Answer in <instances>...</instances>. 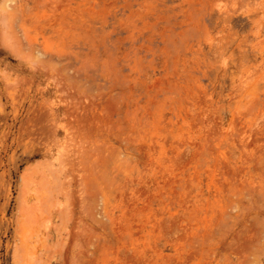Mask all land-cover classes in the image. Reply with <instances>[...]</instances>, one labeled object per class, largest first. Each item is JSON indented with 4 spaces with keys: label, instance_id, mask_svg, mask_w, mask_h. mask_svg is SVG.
<instances>
[{
    "label": "rangeland",
    "instance_id": "obj_1",
    "mask_svg": "<svg viewBox=\"0 0 264 264\" xmlns=\"http://www.w3.org/2000/svg\"><path fill=\"white\" fill-rule=\"evenodd\" d=\"M0 264H264V0H0Z\"/></svg>",
    "mask_w": 264,
    "mask_h": 264
}]
</instances>
